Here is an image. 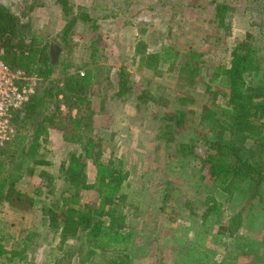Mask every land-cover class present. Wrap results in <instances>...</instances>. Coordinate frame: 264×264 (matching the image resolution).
Returning a JSON list of instances; mask_svg holds the SVG:
<instances>
[{
	"label": "rangeland",
	"instance_id": "374dc122",
	"mask_svg": "<svg viewBox=\"0 0 264 264\" xmlns=\"http://www.w3.org/2000/svg\"><path fill=\"white\" fill-rule=\"evenodd\" d=\"M73 9L85 10L98 26L92 31L77 22L65 42L56 39L63 20L55 0H0L22 27L25 44L59 48L51 78L59 82L62 74L77 69L92 70V85L86 98L90 115L80 121L96 142L102 163L120 168L126 174L117 206L122 210L130 233L125 254L131 264H264V181L254 194L249 181L237 190L221 192L208 180H199L206 170L200 167L206 145L195 131H206L201 120L205 107L226 108V99L211 96L207 79L214 66H227L232 46L246 33L254 37L259 49L261 73H264V0H216L229 6L224 24L213 22L211 0H68ZM142 44H141V43ZM141 44L146 53H156L163 45L179 52L194 50L200 54L201 69L195 84L176 79L174 69L158 63L156 71L142 66L135 48ZM95 48L94 60L89 49ZM87 65V66H85ZM123 67L134 88L153 98V104L137 102L134 94L116 99L115 70ZM36 88L39 86V79ZM264 82V77L262 78ZM257 85V80L252 81ZM35 88V89H36ZM215 85L211 90H215ZM187 99L186 104L176 101ZM179 112L185 127L167 141L163 115ZM78 121L84 114L66 111ZM89 114V113H88ZM190 145V152L179 146ZM78 143L63 141V133L49 130L48 139L39 152L47 165L36 167L53 178L54 191L61 182L58 166L69 152H79ZM96 168L87 161L86 182L93 183ZM29 177L17 183L19 192L31 196ZM212 196L218 211L203 219L204 200ZM29 210L0 206V234L6 250L21 245L27 231L33 233L26 258L0 264H104L109 255L97 251L87 255L76 240L62 245L38 213V197ZM96 190L80 192V202L93 204ZM204 221H207L204 223Z\"/></svg>",
	"mask_w": 264,
	"mask_h": 264
},
{
	"label": "trees",
	"instance_id": "16d2710c",
	"mask_svg": "<svg viewBox=\"0 0 264 264\" xmlns=\"http://www.w3.org/2000/svg\"><path fill=\"white\" fill-rule=\"evenodd\" d=\"M63 24L56 36L58 43L68 38L77 22L84 23L97 31L95 19L85 10L73 9L68 0H55ZM213 22L221 27L229 12L223 2L211 0ZM141 43V42H140ZM142 44V43H141ZM138 44L135 54L142 66L156 71L158 63L174 69L176 79L188 85L195 84L200 74V54L194 50L179 52L170 45H163L156 53H146ZM0 48L2 59L11 70H21L25 76L39 79L31 99L13 113L15 128L13 138L0 146V206L15 210H29L38 197V213L42 224L58 237L60 245L76 240L79 250L83 247L87 255L97 251L109 255L104 264H131L125 254L130 233L125 227L119 203L126 174L120 168L102 163L96 149V142L80 121L90 115L89 101L85 97L92 85V70L85 68L81 75L76 69L62 74L59 82L51 78L53 66L49 63L45 45L29 43L22 39V27L9 11L0 5ZM259 49L254 37L246 33L229 52L227 66L216 65L210 71L206 90L211 96L220 95L226 99V108L216 110L204 108L201 120L207 122L204 132L195 131L206 145L200 170L204 168L211 187L221 192L237 190L240 183L249 181L254 194L264 181V82L261 73ZM89 59L94 60L95 48L89 49ZM87 66V65H85ZM257 80V85L253 84ZM215 85L216 89L211 90ZM141 104H153L154 100L146 91L136 90L134 82L123 67L115 70V92L113 97L123 99L133 95ZM187 99L179 97L177 104H186ZM66 111L75 109L82 114L78 121L69 113L62 116L60 106ZM89 113V114H88ZM167 141H173L175 134L185 127L186 119L176 111L163 115ZM63 133V141L78 143L79 152H69L66 160L58 166L57 180L61 182L59 192L54 190V180L44 171L35 174L36 167L47 165L39 152L48 139L49 130ZM180 152H190V145L179 146ZM87 161L96 168L93 183L86 182ZM23 176L29 177L31 196L18 191L17 183ZM96 190L97 200L93 204L80 202V192ZM202 218L206 219L218 211L212 196L204 200ZM207 221H204L206 223ZM33 233L27 231L21 245L6 250L0 234V258L6 262L26 258V251Z\"/></svg>",
	"mask_w": 264,
	"mask_h": 264
},
{
	"label": "built area",
	"instance_id": "2783aa9c",
	"mask_svg": "<svg viewBox=\"0 0 264 264\" xmlns=\"http://www.w3.org/2000/svg\"><path fill=\"white\" fill-rule=\"evenodd\" d=\"M2 55L0 48V146L13 138V113L31 99L37 82L35 77L25 76L19 69L11 70Z\"/></svg>",
	"mask_w": 264,
	"mask_h": 264
},
{
	"label": "water",
	"instance_id": "95a60500",
	"mask_svg": "<svg viewBox=\"0 0 264 264\" xmlns=\"http://www.w3.org/2000/svg\"><path fill=\"white\" fill-rule=\"evenodd\" d=\"M58 53H59L58 46L55 45L54 43H49L47 54H48L50 65H54V63L57 60Z\"/></svg>",
	"mask_w": 264,
	"mask_h": 264
}]
</instances>
